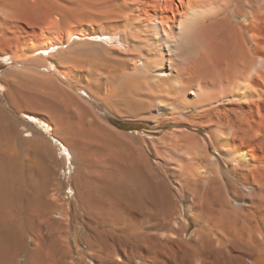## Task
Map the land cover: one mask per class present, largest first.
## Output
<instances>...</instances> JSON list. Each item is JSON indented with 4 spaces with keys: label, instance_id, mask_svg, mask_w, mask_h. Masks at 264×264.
<instances>
[{
    "label": "bare ground",
    "instance_id": "1",
    "mask_svg": "<svg viewBox=\"0 0 264 264\" xmlns=\"http://www.w3.org/2000/svg\"><path fill=\"white\" fill-rule=\"evenodd\" d=\"M33 1L0 0V35ZM56 1L62 28L50 19L0 52L36 105L0 99V264H264V0ZM13 112L62 143L70 202L53 143L21 138ZM124 112L201 127L202 149H219L185 150L175 169L116 156L102 114ZM177 132L141 145L184 149Z\"/></svg>",
    "mask_w": 264,
    "mask_h": 264
},
{
    "label": "rangeland",
    "instance_id": "2",
    "mask_svg": "<svg viewBox=\"0 0 264 264\" xmlns=\"http://www.w3.org/2000/svg\"><path fill=\"white\" fill-rule=\"evenodd\" d=\"M31 1H33V0H31ZM51 1L52 0H38V2L36 4H35V1H33L32 4H28L22 8H18L16 10H14L13 12H14L15 16L19 12L20 13L22 12V13L20 15L18 14L19 19L17 17H15L10 22V24L12 26H11L10 31L8 30L9 32L5 31V33L3 35H0V52H5V53L11 54V52H10L11 44L10 43L14 38H16L15 36L20 37L22 35H29V34H34V35L37 34L38 36H40L41 30H48V29L51 30V32H52L54 29L52 27H49V23H48L50 21V19H52V20L54 19V20L58 21L57 23L59 24L60 28H62V26H64V23H66L65 18H63V17H65L68 14L64 13L65 9L63 10V8H62V10L64 12L60 9H57V7L59 8L58 4H56V6H57L56 7V6H54V4H52L53 2L51 3ZM59 2L61 4H63V2L65 3L64 0H58L57 3H59ZM51 7L59 10L58 12L61 11L62 13H58L53 9H52L53 10L52 11ZM25 9H26V11H25ZM54 11L56 12V14H54ZM2 12H3V8H2ZM15 12H16V14H15ZM63 13L65 14V16ZM68 13H69V11H68ZM2 36H5V37H2ZM116 44H117L116 42H113V43H110L109 46H115ZM25 72H26L25 67H21L15 61H9L8 57H4V58L0 57V99L9 111H10V107L7 103L6 95L13 97V99L16 102L18 107L32 108L33 109V107L36 106L33 103V100L31 97L32 93H29L28 90L26 91V89L24 87H21V88L16 87L15 88V86L12 85V83H11V80H13L14 78L20 79L21 77H23ZM42 73L44 75H47V76L49 75V77L51 75H53L52 73H49L46 70H44ZM12 88H13V90H12ZM83 96H85V95L83 94ZM225 106H226V104H224V106L220 107V109L223 113H227L228 109H229L228 106H226V107ZM123 114H122L123 116L122 115L120 116L117 114L113 115V114H108V113L102 114V115H104V117L107 120V122L109 123V125L112 127V130H114V132H116L117 137L118 136L120 137L117 139V141H115L113 143V151H114L113 153L116 156L125 157L129 154H132L135 156H140V157L143 156V157H146L148 159L149 163L152 166H160L162 168H167V169L173 168V169H175L185 161L183 158L185 150L190 149L191 151H193V149H194L195 152H199V153L204 152L206 155L209 156L210 154L215 153L214 147L219 149V147L217 145L214 147H213V145L212 146L209 145L208 149H204V148L202 149V147H201L202 143H201L200 137L205 135L206 130L201 129V127H199V129H197V128H193V126L186 127V128H183V127L182 128L181 127H175L174 128L170 124H164V125L157 124V125H155L153 123L152 116L149 118L150 115H148V116L145 115L141 118L140 116L135 117V115L132 114L131 112H124ZM13 115L15 117V120L17 121V125H16L17 131H18L19 135L21 136V138L25 139L27 137H31L32 134H35V135H39V133L44 134L43 129L41 127L37 126L35 121L30 119L28 117V115L21 114V112L19 114H17L16 112H13ZM156 116H158L159 119H161V120H165V119H168L170 117V115L166 114V113H161V114L156 115ZM193 117H194L193 112H188L186 114V116H184V118H190L191 121H193L194 125L200 126L201 123H199V122H201V120H198L199 118L193 119ZM202 120H204V119H202ZM253 125H255L257 127L256 123ZM255 126H254V128H256ZM238 129H239V127H238ZM168 130L179 131V132H177V134H179V135H181L180 132L181 133L183 132L184 137H187V138L186 139L184 138L183 139L184 141H181L180 144L182 143V145H185V147L186 146L187 147L184 149L178 147L175 151L170 150L169 153L164 152L163 149L160 148V146L159 147L157 146V149L159 151L157 149L156 150L152 149V147H150V149H149L150 151H148V150L145 151V148L141 145V141H140L141 138H147L146 137L147 134H151L154 139H161L165 136L164 132H166ZM262 131L264 132V129H262ZM44 136L49 141H51L53 143V144H50V147H51L53 153L55 152L54 153L55 164H56V168L59 169V170H57L58 171L57 178L59 176L58 180H59V182H62L61 183V186H62L61 192H62L63 196H61V198L64 199V202L65 201L70 202L72 200L71 192L66 187L71 185V180L68 177L69 176L68 172L70 171V175H71V173H73L74 165L73 164L71 165L68 163H63L64 162V160L62 159L63 156L62 157H61V155L59 156V149H60V146L62 144L60 142V140H58L55 137H52L53 135H51V134L49 135L48 133H45ZM128 137H130V138H128ZM122 138H124V139H122ZM262 139L264 140V138H262ZM188 140H190L191 142H188ZM118 141H120V142H118ZM248 141H254V140H248ZM262 143H264V142H262ZM190 146H191V148H190ZM200 147H201V149H200ZM68 165H69V167H68ZM83 231L84 230L81 229V231H80L81 234ZM81 234L78 237V243L80 245V248L84 250L85 246L83 244ZM18 261H21V260L19 259Z\"/></svg>",
    "mask_w": 264,
    "mask_h": 264
}]
</instances>
